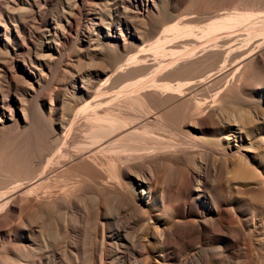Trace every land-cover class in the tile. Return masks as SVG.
<instances>
[{
    "label": "bare ground",
    "instance_id": "6f19581e",
    "mask_svg": "<svg viewBox=\"0 0 264 264\" xmlns=\"http://www.w3.org/2000/svg\"><path fill=\"white\" fill-rule=\"evenodd\" d=\"M50 1L0 0V136L9 120L31 124L35 96L47 120L46 136L16 140L0 169V264L53 263L32 247L35 221L46 222L39 249L55 256L59 233L74 232L64 253L98 264H240L246 230L264 249L257 0L191 12L185 0H122L146 17L142 30L86 0L56 17ZM82 36L108 48L107 77L71 67L68 84L51 82L54 56Z\"/></svg>",
    "mask_w": 264,
    "mask_h": 264
},
{
    "label": "rangeland",
    "instance_id": "374dc122",
    "mask_svg": "<svg viewBox=\"0 0 264 264\" xmlns=\"http://www.w3.org/2000/svg\"><path fill=\"white\" fill-rule=\"evenodd\" d=\"M248 1L249 0H185L179 6V8H181L182 10L181 9H179V10H181V11H188L189 10V12H191V11H196L197 9L198 10L199 9H212V8H217V7L218 8L225 7V8H230L231 10H233L232 8H234L236 6L239 8L246 7ZM72 2H73V0H51L49 8H50V11L53 15H55L56 17H62L65 15V13H68L70 11V6H71L70 4H72ZM86 2L91 4L92 6L97 5L96 8H100V11H102V13L106 15L108 20H109V17L111 14H115L116 16H119V15L120 16H128L129 20H132L133 22H135V25L137 24L136 26L138 27V29L142 30V28H143L141 26L144 24V20H146V17L141 16L139 14V9L137 7H135V5H131L128 8L122 2V0H86ZM257 2L259 5V8H260L259 12H261V14H264V0H257ZM168 3L170 5V7L173 6L172 2H168ZM68 4H69V6H68ZM80 16L82 18H84L83 14L82 15L79 14V19H82ZM82 20H84V19H82ZM113 28H114V30L117 29V25H114ZM122 28H123L124 34L127 37H130L131 40L135 39L133 37V34H134L132 32L133 29H128L126 25H123ZM81 39L82 40H79V41L72 40L71 42L67 43L66 45H64V51L62 52V54L54 56V59H55V64L53 65L54 74H52L50 76L51 82L57 83V82H60L62 80L63 82L68 84L70 81V78L65 73V70L70 69L71 67H75L82 74H84V78L86 77V78H89V79H92L95 81H99L102 77L103 78L107 77V75L104 74V71H108L112 67V65L109 61V50H108V48L106 46H102V45H100V47L99 46L97 47L96 45H93V46L90 45L89 46L88 37H86V36H82ZM154 40H155V38H153V41H152V39H150L147 42H145L147 44V48L149 47L151 42H154ZM112 43L113 44L110 47L114 48L115 42L112 41ZM89 54L90 55L96 54L94 57V63H91L90 62L91 60L87 59V56H89ZM101 72H102V74H101ZM147 73L140 75V76L136 77L135 79L143 77L146 74H147L146 76H148L150 72H147ZM215 83L219 84V83L213 81L212 87L213 86L215 87V85H216ZM37 101H38V99L35 96L32 98V100L30 102V105L32 108V113H31V118H30L31 124L27 128L21 127L19 129L17 126H15L12 123L11 120H9L6 123V127L2 130L1 136H0V169L1 168L4 169L6 164L8 165V162H11V160L13 158L15 159V157L13 156L14 152H15V154H18L19 150H21V149H16V148L12 149L11 148V146L16 143V140H18V139L23 140V139H26L27 137L31 138V139H35L36 137L39 138L40 136H46L47 133H45V129H47L46 128L47 120L39 112ZM18 114H20L19 109H18ZM27 129H29V133H27L25 135L23 130H27ZM33 152H35V148H33L32 151L30 150V152L28 153V157L26 158V167H28V168L30 166L28 163L30 161L29 155H31ZM19 168H21L19 165L17 167L13 166V169H15V170H18ZM244 210H246V209H244ZM110 217H113V216L110 215ZM126 217H127V219H130L129 216L125 215V220H126ZM129 221L132 222L131 219ZM41 224L42 225L44 224V226H42ZM45 224H46V222L40 223L37 221H35V223H34V229H35L34 233L36 234L34 236V238H35V241H37L36 242L37 244L33 245L32 247L38 253L37 257H41L45 261H48V257H49L50 259L53 260V263L51 262V264H61L60 261L61 262L63 261L62 262L63 264L64 263L65 264H84V261L86 262L85 264H93V263L98 264V262L95 263L91 259H88V258L85 259L86 257H84L85 260L81 257L79 259V261H80L79 262V261H76V259L74 257H72L71 254H67L66 252L64 253L65 248L67 247V243L71 242L72 239L74 240V234H73L74 232H71V236H69V239L66 238V240H65V238L62 237L63 232H61V234L59 233V238H57L58 240H55V241H57V243L54 242L55 243L54 245H57L55 248H58L60 246L63 247V248L60 247V248L56 249V250H60L62 248V250L60 251L61 254L59 251H57L56 255L54 256L53 254L55 252H54L53 248L46 250L45 247H42L41 249H39L38 243L41 241L39 234H41V232L43 230H45V227H46ZM130 225H132L129 227L130 232H131V230L132 231L137 230L136 227H134L135 224L131 223ZM138 229L141 230V227H139ZM263 229H264V226H263ZM38 230L39 231L42 230V231L39 233ZM43 232H45V231H43ZM137 233H139V234H137ZM246 233L247 234H245L244 240H242V243L244 245L243 246V253L241 254V257H239L240 259L238 258L239 261L242 260L240 262V264H264V249L259 244L260 239L258 238L257 235H255V234L253 235V234L249 233L247 230H246ZM135 234L138 235L139 239H142L141 231L137 230V232H135ZM65 241L66 242L68 241V242L66 243ZM59 244H61V245H59ZM244 248L247 251L246 253L244 251ZM51 255L53 256V258ZM57 259H60V260H57ZM133 259L134 258L127 259L123 263L119 262V264H133ZM227 259L231 260L230 258H227ZM88 260H90V261L88 262ZM234 261H235V259H234ZM230 262L231 261H228V263H230Z\"/></svg>",
    "mask_w": 264,
    "mask_h": 264
}]
</instances>
